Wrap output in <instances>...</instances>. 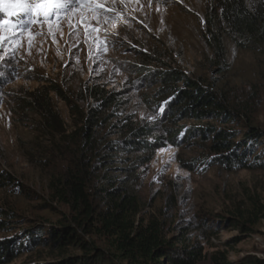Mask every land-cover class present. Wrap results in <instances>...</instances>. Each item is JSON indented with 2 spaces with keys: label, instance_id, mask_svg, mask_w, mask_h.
Here are the masks:
<instances>
[{
  "label": "rangeland",
  "instance_id": "374dc122",
  "mask_svg": "<svg viewBox=\"0 0 264 264\" xmlns=\"http://www.w3.org/2000/svg\"><path fill=\"white\" fill-rule=\"evenodd\" d=\"M211 6V0H81L47 21L34 13L33 24L24 29L13 26L27 14L0 12V21H8L0 26L6 38L0 42V208L8 220L0 240L22 243L16 257L2 264L57 263L89 253L76 246L58 251L47 245L46 236L53 227L74 226V213L52 198L49 185L50 176L67 167L66 152L73 144L53 139L81 124L77 113L95 104L87 92L92 86L115 94L112 110L118 120L126 119L120 126L130 121L158 126L156 131L167 128L158 132L162 145L151 154H119L140 158L129 185L144 202L140 219L145 225L159 220L167 239L178 240L186 232L209 255L220 249L231 260L264 257V167L228 168L213 162L209 143L187 136L170 140L172 129L196 121L170 123L153 101L159 84L145 79L146 70L138 65L175 67L213 83L264 130V52L238 44L222 29L226 61L220 65L211 44ZM47 99L54 115L42 114ZM244 117L232 124L239 138L249 123ZM116 166L111 174L126 177ZM78 228L87 247L107 250L116 241L100 227L98 232L89 227V233Z\"/></svg>",
  "mask_w": 264,
  "mask_h": 264
},
{
  "label": "trees",
  "instance_id": "16d2710c",
  "mask_svg": "<svg viewBox=\"0 0 264 264\" xmlns=\"http://www.w3.org/2000/svg\"><path fill=\"white\" fill-rule=\"evenodd\" d=\"M211 1L208 23L211 25V44L219 54L220 65L226 61L222 29L238 44L264 52V0ZM138 65L146 70L142 74L145 79L153 77L159 84L156 90L158 98L153 101L162 105L170 123L177 125L184 120L196 121L193 125L172 129L170 140L187 136L189 140L200 139L209 143L207 149L213 162L228 168L264 167V130L249 119L248 112L233 102L228 92L175 67ZM179 81L182 85L178 84ZM87 92L95 104L86 112L77 113L81 124L73 132L66 135L67 130L64 129L53 139L54 142L62 137V142L73 146L66 152L67 167L61 174L49 178L52 198L70 207L74 213V226L53 227L46 236V242L58 251L76 246L89 253L62 257L58 264H197L207 259L212 264H264V257L256 254L231 260L227 250L219 249L209 255L204 244L199 239L192 241L186 232L178 240L167 239L163 236V224L157 219L145 225V221L140 219L144 202L129 185L135 166L142 165L140 158L127 156L125 159L119 154H151L162 145L158 132L167 128L156 131L158 126L130 121L120 126L126 119L118 120V115L112 110L117 104L115 94L106 93L96 86L88 87ZM43 108L42 114L54 115L50 99ZM35 110L40 112L37 107ZM243 114L248 116L249 123L239 138L236 126L232 124L242 123L245 119ZM203 120L207 122H201ZM111 131L113 134H109ZM111 135H116V138H111ZM115 165H120L116 167H120L126 177L119 179L111 174ZM6 213L0 208V231L7 229L8 220L3 218ZM78 227L87 233L90 232L89 227L92 232H98L100 227L104 234L116 241L107 250L96 244L87 247ZM246 227L249 229L247 224ZM31 242L37 240L32 239ZM21 245L11 239L0 240V264L13 260Z\"/></svg>",
  "mask_w": 264,
  "mask_h": 264
},
{
  "label": "snow or ice",
  "instance_id": "6c2138e0",
  "mask_svg": "<svg viewBox=\"0 0 264 264\" xmlns=\"http://www.w3.org/2000/svg\"><path fill=\"white\" fill-rule=\"evenodd\" d=\"M77 5L81 0H0V12H5L8 16H18L20 13L27 14L24 19L18 21V25L13 27H19L24 29L33 24L35 20V14L42 15L44 20L47 21L50 18L58 17L61 12H67L73 3ZM99 7V5H97ZM8 24L7 20L0 21V26ZM52 25L49 24V30H51ZM6 38L0 35V42H3ZM0 59H3L0 57ZM163 111V109H161Z\"/></svg>",
  "mask_w": 264,
  "mask_h": 264
}]
</instances>
